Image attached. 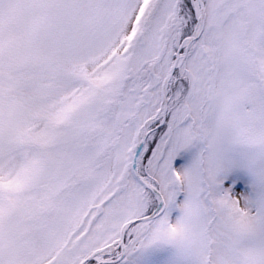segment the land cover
I'll use <instances>...</instances> for the list:
<instances>
[{
  "label": "snow or ice",
  "instance_id": "snow-or-ice-1",
  "mask_svg": "<svg viewBox=\"0 0 264 264\" xmlns=\"http://www.w3.org/2000/svg\"><path fill=\"white\" fill-rule=\"evenodd\" d=\"M0 264H264V0H0Z\"/></svg>",
  "mask_w": 264,
  "mask_h": 264
}]
</instances>
